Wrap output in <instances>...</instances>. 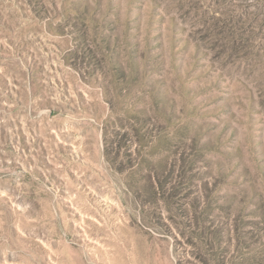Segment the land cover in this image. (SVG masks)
Instances as JSON below:
<instances>
[{
	"label": "rangeland",
	"instance_id": "374dc122",
	"mask_svg": "<svg viewBox=\"0 0 264 264\" xmlns=\"http://www.w3.org/2000/svg\"><path fill=\"white\" fill-rule=\"evenodd\" d=\"M0 264H264V0H0Z\"/></svg>",
	"mask_w": 264,
	"mask_h": 264
}]
</instances>
